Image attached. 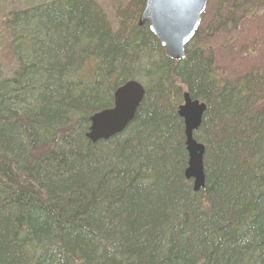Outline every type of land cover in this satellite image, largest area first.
I'll return each mask as SVG.
<instances>
[{
	"label": "trees",
	"instance_id": "trees-1",
	"mask_svg": "<svg viewBox=\"0 0 264 264\" xmlns=\"http://www.w3.org/2000/svg\"><path fill=\"white\" fill-rule=\"evenodd\" d=\"M144 1L51 0L4 17L16 67L0 66V264H264V71L223 79L211 51L215 26L237 29L235 13L263 14L261 0H215L180 62L138 27ZM132 80L145 88L132 122L88 141L89 118ZM184 93L207 107L196 193Z\"/></svg>",
	"mask_w": 264,
	"mask_h": 264
},
{
	"label": "water",
	"instance_id": "water-1",
	"mask_svg": "<svg viewBox=\"0 0 264 264\" xmlns=\"http://www.w3.org/2000/svg\"><path fill=\"white\" fill-rule=\"evenodd\" d=\"M208 0H145L138 18V26L148 24L149 32L164 50L165 58L180 62L185 50L194 38ZM145 96L144 87L136 81H128L113 93L111 108L95 113L89 118L90 126L86 139L95 144L121 134L134 119ZM182 104L177 109L183 121L185 149L188 156L184 176L192 181L193 191L204 188V146L197 143L193 134L198 131L206 105L183 94ZM264 190V187H263Z\"/></svg>",
	"mask_w": 264,
	"mask_h": 264
},
{
	"label": "rangeland",
	"instance_id": "rangeland-1",
	"mask_svg": "<svg viewBox=\"0 0 264 264\" xmlns=\"http://www.w3.org/2000/svg\"><path fill=\"white\" fill-rule=\"evenodd\" d=\"M50 1L0 0V66L4 76H9L16 67V61L10 51L9 40L2 28L4 17L8 12ZM105 1L109 0H101V2L98 0V3L102 4ZM226 1L227 4L233 2V0ZM114 2L115 0H112V5ZM257 3L259 4L258 10H264V0ZM104 4L106 5V3ZM215 8L216 1L210 0L201 22L204 30L208 22L210 23L213 20ZM251 11V7L245 5L242 8V13H235L237 17L240 15L247 16L243 18L237 29L229 30L226 28L217 31L214 36L211 51L215 58V68L223 79L229 80L230 78L243 76L256 69L259 72L264 71V12L263 14L251 15Z\"/></svg>",
	"mask_w": 264,
	"mask_h": 264
},
{
	"label": "bare ground",
	"instance_id": "bare-ground-1",
	"mask_svg": "<svg viewBox=\"0 0 264 264\" xmlns=\"http://www.w3.org/2000/svg\"><path fill=\"white\" fill-rule=\"evenodd\" d=\"M116 1H117V0H116ZM18 10H20V9H18ZM142 10H143V8H142ZM142 10H141V12H142ZM15 11H16V10H15ZM141 12H140V14H141ZM140 14H139V16H140ZM139 16H138V18H139ZM210 23H211V22H210ZM210 23L208 22V25H209ZM208 25H207V26H208ZM143 26H144V25H143ZM143 26H142V27H143ZM138 27H139V26H138ZM212 27H213V26H212ZM200 28H201V25L199 26L198 31H199ZM213 28H214V27H213ZM226 28H228V27H227V26H223V27L215 26V29H218L219 31H220V30H223V29H226ZM228 29H229V28H228ZM198 31L196 32V34L198 33ZM196 34H195V35H196ZM217 72H218V71H217ZM199 102H200V101H199ZM200 103H203V102H200ZM204 104H205V103H204ZM206 109H207V107H206ZM205 112H206V111H205Z\"/></svg>",
	"mask_w": 264,
	"mask_h": 264
}]
</instances>
